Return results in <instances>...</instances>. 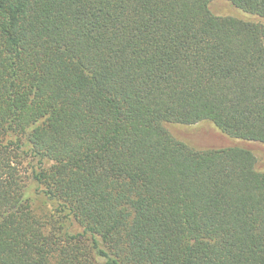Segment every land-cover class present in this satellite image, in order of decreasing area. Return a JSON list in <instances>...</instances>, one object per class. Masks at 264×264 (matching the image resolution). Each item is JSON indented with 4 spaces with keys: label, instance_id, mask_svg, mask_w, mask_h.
Wrapping results in <instances>:
<instances>
[{
    "label": "trees",
    "instance_id": "16d2710c",
    "mask_svg": "<svg viewBox=\"0 0 264 264\" xmlns=\"http://www.w3.org/2000/svg\"><path fill=\"white\" fill-rule=\"evenodd\" d=\"M0 264H264V0H0Z\"/></svg>",
    "mask_w": 264,
    "mask_h": 264
},
{
    "label": "rangeland",
    "instance_id": "374dc122",
    "mask_svg": "<svg viewBox=\"0 0 264 264\" xmlns=\"http://www.w3.org/2000/svg\"><path fill=\"white\" fill-rule=\"evenodd\" d=\"M255 149V151H256V154H257V156H258V158H263V153L259 150V149H256V148H254Z\"/></svg>",
    "mask_w": 264,
    "mask_h": 264
}]
</instances>
